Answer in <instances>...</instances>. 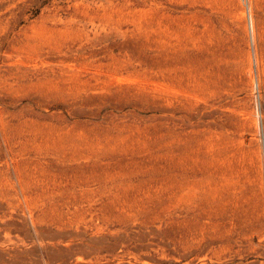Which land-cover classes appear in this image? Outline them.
<instances>
[{"label": "rangeland", "instance_id": "374dc122", "mask_svg": "<svg viewBox=\"0 0 264 264\" xmlns=\"http://www.w3.org/2000/svg\"><path fill=\"white\" fill-rule=\"evenodd\" d=\"M0 264H264V0H0Z\"/></svg>", "mask_w": 264, "mask_h": 264}]
</instances>
